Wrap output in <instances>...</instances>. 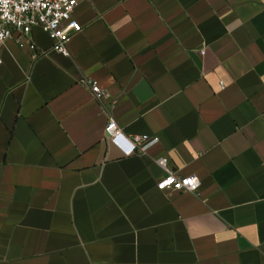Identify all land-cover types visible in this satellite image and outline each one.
Here are the masks:
<instances>
[{"label":"crops","instance_id":"1","mask_svg":"<svg viewBox=\"0 0 264 264\" xmlns=\"http://www.w3.org/2000/svg\"><path fill=\"white\" fill-rule=\"evenodd\" d=\"M73 16L69 56L38 28L0 51V264H264V0ZM110 119L158 143L126 156Z\"/></svg>","mask_w":264,"mask_h":264},{"label":"built area","instance_id":"2","mask_svg":"<svg viewBox=\"0 0 264 264\" xmlns=\"http://www.w3.org/2000/svg\"><path fill=\"white\" fill-rule=\"evenodd\" d=\"M86 1L88 0H9L6 7L0 3V51L8 40L15 36L27 38L38 28L54 42L55 52L69 56L68 44L71 38L82 31V26L73 14L76 7ZM31 49H35L34 44H31ZM86 84L91 85V92L96 100L103 99L104 93L97 83L86 81ZM105 137L126 156L144 154L158 143V138L148 135L127 138L115 119H110L105 127ZM168 162V158L157 160L167 174L157 183V189L198 194L201 185L198 177H179L169 169Z\"/></svg>","mask_w":264,"mask_h":264},{"label":"clouds","instance_id":"3","mask_svg":"<svg viewBox=\"0 0 264 264\" xmlns=\"http://www.w3.org/2000/svg\"><path fill=\"white\" fill-rule=\"evenodd\" d=\"M9 2V0H0V3L4 4L5 7L7 6V3Z\"/></svg>","mask_w":264,"mask_h":264}]
</instances>
